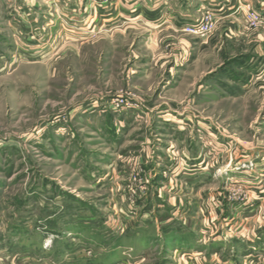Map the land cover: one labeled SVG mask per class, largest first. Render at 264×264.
<instances>
[{
    "label": "rangeland",
    "instance_id": "1",
    "mask_svg": "<svg viewBox=\"0 0 264 264\" xmlns=\"http://www.w3.org/2000/svg\"><path fill=\"white\" fill-rule=\"evenodd\" d=\"M117 2L0 0V264H264V0Z\"/></svg>",
    "mask_w": 264,
    "mask_h": 264
},
{
    "label": "crops",
    "instance_id": "2",
    "mask_svg": "<svg viewBox=\"0 0 264 264\" xmlns=\"http://www.w3.org/2000/svg\"><path fill=\"white\" fill-rule=\"evenodd\" d=\"M133 1L134 0H130V2L120 0V3L117 2V6L119 7V9L121 8V10H123V12H126V13L129 12V14H130L129 16H132L134 18L135 17L141 18L142 21H144V22H145V19L143 17H145L146 19H149L153 24H155V22L156 23L162 22L163 24L168 22V24L169 23H174V24L176 23L178 26L179 25L182 26L181 23H185V22L189 21L190 19L192 20L194 15L199 12L200 8L204 5V3H207V2L216 1V2L220 3V2L225 1V5L230 2V4H233V7H242L245 5H251V0H165V1L156 0L154 3L150 2V5L152 7H153V5L155 7H157L159 2H161V3H159L160 6H163V4H166L165 10L158 11V10H156L158 8H149V6L147 5V2H148L147 0H142L144 2L141 5L138 3V0H136L135 2H133ZM145 1H147V2H145ZM155 4H157V5H155ZM258 5H259V3H258ZM260 5H264V3H262ZM127 6H129V8H133V9L128 11L126 9ZM115 9H116V7H115ZM143 9H145L144 11L147 10L148 15H146L143 12ZM149 10H152V11H149ZM154 10H156V11H154ZM133 11H136V14L133 13ZM232 16L235 18L239 17L236 15H232ZM126 20L129 21V18L127 17ZM195 150L196 149H193V147L189 148L187 146L188 155L185 154L184 156L189 161H192V160L196 161V160L200 159V158L194 157L195 155H194L193 151H195ZM195 164H197V163H195ZM199 164H202V161H200ZM260 228H262V226H260ZM260 228L258 229L256 227H254V229L251 230V237H248V239L251 241V244L253 243L252 246L254 244L258 245L257 240L260 237H258V239H257L255 237L254 231H255V229L261 230ZM181 230L185 231V230H191V229L190 228H182ZM188 233H190V231ZM182 238H184V242H182V244H184L185 246H190V247L194 248L195 250H197V251L193 252V255L196 256L194 258L195 262H190L189 264H209L210 261L215 262L216 264H219L220 261L222 262V264H227V256H225V253L223 251L221 252L220 246L223 247L227 244L230 245V244L235 243V241H232L233 238L229 239L227 242L218 238L216 241H213L212 243H210L208 245V249H209V247L211 249H209V253H207L206 252L207 248L205 247V249H204L203 245H200L199 243H197L196 239H199L198 236L194 235V237H193L194 241L192 240V236L189 237L188 235H183ZM238 238L237 237L234 238V239H236V244H239ZM259 240H261V239H259ZM248 245H250V244H248ZM253 249H256V248H253ZM222 250H224V249H222ZM204 254H206V255H204ZM197 256H199V257H197Z\"/></svg>",
    "mask_w": 264,
    "mask_h": 264
},
{
    "label": "built area",
    "instance_id": "3",
    "mask_svg": "<svg viewBox=\"0 0 264 264\" xmlns=\"http://www.w3.org/2000/svg\"><path fill=\"white\" fill-rule=\"evenodd\" d=\"M201 27V26H200ZM200 27H194V28H192L191 30H192V32L194 33V34H200V35H206V34H208V33H210L211 32V30H212V26H210V25H206L205 26V28H203V29H201ZM114 105H115V108L116 109H120L121 107H123L124 106V102L122 101V100H117L115 103H114Z\"/></svg>",
    "mask_w": 264,
    "mask_h": 264
}]
</instances>
